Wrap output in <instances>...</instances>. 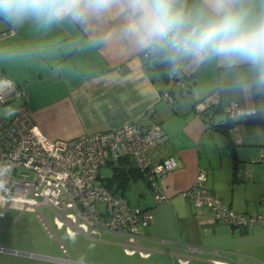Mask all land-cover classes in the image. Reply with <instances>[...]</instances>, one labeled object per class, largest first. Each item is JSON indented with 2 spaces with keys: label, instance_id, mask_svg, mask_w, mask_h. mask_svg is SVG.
Returning a JSON list of instances; mask_svg holds the SVG:
<instances>
[{
  "label": "crops",
  "instance_id": "0c3cea01",
  "mask_svg": "<svg viewBox=\"0 0 264 264\" xmlns=\"http://www.w3.org/2000/svg\"><path fill=\"white\" fill-rule=\"evenodd\" d=\"M181 6L193 11L203 8L205 0H186ZM252 7L258 12L264 5L252 0ZM133 23L126 0H114L102 14L64 15L52 23L0 17V72L26 90L30 113L44 136L70 140L132 123L157 124L167 138L149 156L156 163L177 162L161 184L165 201L155 200L144 174L149 205L130 203L152 216L137 236L139 247L150 256L126 254L123 234L97 240L77 236L87 244L75 259L68 251L69 256L80 264H181L178 259L186 257L190 264H264V227L223 223L214 207L197 209L188 197L206 172V189L214 201L240 216H264V122L238 124L227 131L209 124L236 121L227 112L232 103L258 108L259 116L250 119L264 118L258 73L243 62L183 59L189 85L180 90L157 68L146 69L144 54L150 46L128 33ZM216 93L218 102L202 108ZM251 148L261 158L258 169L249 167ZM34 256L24 258L35 259L34 264H66Z\"/></svg>",
  "mask_w": 264,
  "mask_h": 264
},
{
  "label": "built area",
  "instance_id": "2783aa9c",
  "mask_svg": "<svg viewBox=\"0 0 264 264\" xmlns=\"http://www.w3.org/2000/svg\"><path fill=\"white\" fill-rule=\"evenodd\" d=\"M167 59L168 82L180 90H188L183 60L173 61L169 56ZM218 97L216 93L207 102H202V108L217 103ZM168 99L171 100V96ZM14 102H21L14 116L0 119V206L3 211L0 227L8 210H28L38 214L40 221L56 236L48 220L52 213L56 228L64 230L72 240L77 236L97 240L105 235L123 234L126 236L123 244L126 254L150 256L151 253H145L139 247L137 236L149 225L152 216L132 206L125 196L110 191L101 172L109 164L130 159L135 162V168L147 176L156 192L155 200L165 201L161 184L168 173L177 169V162L167 159L156 163L149 156L150 151L167 138L162 127L138 122L105 134L51 140L36 125L26 90L0 72V109H8ZM227 112L236 121L259 116L258 108H245L235 103L227 108ZM206 176V172H202L188 193L197 209L210 205L217 212V220L223 223L264 227V216H240L225 209L221 201H214L206 189ZM59 245L66 256L64 263L80 264L71 259L64 244ZM2 254L35 257L3 246L0 247ZM178 262L190 264L191 258H179Z\"/></svg>",
  "mask_w": 264,
  "mask_h": 264
},
{
  "label": "clouds",
  "instance_id": "9594fccd",
  "mask_svg": "<svg viewBox=\"0 0 264 264\" xmlns=\"http://www.w3.org/2000/svg\"><path fill=\"white\" fill-rule=\"evenodd\" d=\"M114 0H0V17L13 22L28 18L52 23L64 15L102 14ZM134 23L127 31L142 45L165 52L173 61L204 63L219 58L249 64L264 87V7L252 0H205L185 11L182 0H126ZM264 5V0H261ZM83 264V262H81Z\"/></svg>",
  "mask_w": 264,
  "mask_h": 264
},
{
  "label": "rangeland",
  "instance_id": "374dc122",
  "mask_svg": "<svg viewBox=\"0 0 264 264\" xmlns=\"http://www.w3.org/2000/svg\"><path fill=\"white\" fill-rule=\"evenodd\" d=\"M20 103L21 102H14L9 106L8 109H0V119L13 117L15 109L20 106ZM163 106L172 110L171 107L165 103ZM183 106L186 105L183 104ZM249 150L251 151L252 148ZM221 152L224 154L227 153L226 151ZM252 153L253 152L251 151L248 155L250 160L249 167L251 169H258V167H261V163H259V159L261 158H258V156ZM101 175L105 180H108L109 178H113L114 170L109 167L103 168ZM150 195L151 192H149V189L143 180L131 181L127 187V190L125 191V197L127 200L132 205H139L142 208H145V206L149 205ZM1 212L3 211L2 207L0 206V213ZM48 220L51 223L52 231L56 233V237L53 236L50 228H46L44 223L40 221L38 214L28 210L22 212L14 208L8 210L6 218L1 222L0 247L3 246L12 251L17 250L24 254L30 253L36 256L41 255L44 257L63 259L59 253V243H61L65 244V246L68 248V251L70 252V255L75 259L77 257L76 255H79L83 247L87 244V240H85L84 237H77L76 239L72 240L65 232L57 231L54 225L52 226L54 223L52 213H49ZM33 261L36 260L10 255L0 256V264H34Z\"/></svg>",
  "mask_w": 264,
  "mask_h": 264
},
{
  "label": "trees",
  "instance_id": "16d2710c",
  "mask_svg": "<svg viewBox=\"0 0 264 264\" xmlns=\"http://www.w3.org/2000/svg\"><path fill=\"white\" fill-rule=\"evenodd\" d=\"M168 55L165 52L158 51L153 47H150L144 54V60L146 61V69H155L157 68L159 71H161L162 76L164 75L167 77V59ZM153 65V66H152ZM151 67V68H150ZM218 113V112H217ZM262 123L264 122V118L260 119H250L246 121H232L228 122L225 125L222 124H211L213 129L219 128L223 129V131L230 130L234 125L238 124H246L250 125V123ZM109 168L114 170V176L113 178H109L108 180H104L105 186L112 191L114 194H121L125 196V191L127 190L128 185L131 181H138V180H144L145 175L140 173L138 169L135 168L134 162L130 159H123L120 160L117 163H112L108 165ZM146 179V178H145Z\"/></svg>",
  "mask_w": 264,
  "mask_h": 264
}]
</instances>
